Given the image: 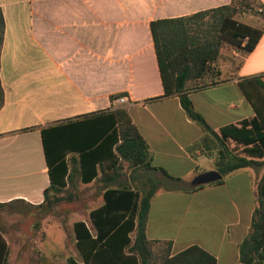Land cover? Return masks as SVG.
Segmentation results:
<instances>
[{
	"label": "crops",
	"instance_id": "crops-1",
	"mask_svg": "<svg viewBox=\"0 0 264 264\" xmlns=\"http://www.w3.org/2000/svg\"><path fill=\"white\" fill-rule=\"evenodd\" d=\"M256 1L264 7V0ZM229 2L0 0V203H5L0 209L39 212L37 220L32 217L34 231L19 228L10 234L0 222V264H67L72 253L79 257L72 225L84 221L92 230L87 214L102 204L103 190L143 184L146 171L107 154L114 153L115 125L106 116L115 108L126 109L148 146L151 165L187 183L196 173L214 169L215 149L201 143L202 126L186 117L177 96L150 99L162 88L148 22ZM231 56L218 61L217 83L188 92L193 109L213 130L253 115L237 81L264 73V28L239 63L233 62L234 50ZM116 96L124 102H115ZM102 141L96 176L83 183L79 154ZM59 161L63 176L54 171ZM255 168L233 170L221 183L193 191L157 188L144 228L152 253L168 246L170 256L196 244L215 257V264H240L237 244L248 231L262 172ZM50 172L62 177L58 190L49 186ZM86 187L93 191L85 192ZM44 190L49 210H44ZM57 201L63 215L51 218Z\"/></svg>",
	"mask_w": 264,
	"mask_h": 264
},
{
	"label": "trees",
	"instance_id": "trees-1",
	"mask_svg": "<svg viewBox=\"0 0 264 264\" xmlns=\"http://www.w3.org/2000/svg\"><path fill=\"white\" fill-rule=\"evenodd\" d=\"M247 0H230L228 4L200 10L187 15L152 19L148 28L162 88V99L176 95L187 118L202 126L205 134L201 143L215 149L213 168L222 176L244 167H262L257 182V203L252 210L248 231L237 244L240 264H264V73L238 79L237 85L253 110V115L236 124H226L213 130L192 107L188 92L218 82L217 63L223 44L243 53L250 52L264 28V7L258 3L260 26L237 21L233 15L238 4ZM248 7V6H247ZM250 8V7H249ZM110 98H113L111 96ZM107 121L115 125L111 132V159L125 161L128 166L148 173L137 189L128 186L107 187L102 192V204L88 211L92 230L84 221L72 225L75 247L80 261L68 257L67 264H215V257L196 244L168 255V246L159 252L150 250L144 228L149 201L157 188L173 191H193L202 185L190 186L171 176L162 167L150 163L148 146L123 107L108 112ZM45 147V136L42 131ZM240 145L242 155L233 153L226 143ZM101 142L95 148L79 154V180L88 183L96 176L95 165L100 162ZM54 171L65 173L59 161ZM50 188L58 190L62 177L49 174ZM222 179L213 183L219 184ZM44 210L51 208L43 192ZM5 203H0L4 206ZM43 204H40L42 206ZM133 232V237L130 233ZM166 244L169 245L167 242ZM7 254V245H5Z\"/></svg>",
	"mask_w": 264,
	"mask_h": 264
},
{
	"label": "rangeland",
	"instance_id": "rangeland-1",
	"mask_svg": "<svg viewBox=\"0 0 264 264\" xmlns=\"http://www.w3.org/2000/svg\"><path fill=\"white\" fill-rule=\"evenodd\" d=\"M247 6L244 4H238L237 5V11L233 15V17L240 22L246 23L251 26H260L262 23V20L260 18V15L258 14V4L256 0H247L246 1ZM250 7V8H249ZM234 50L238 56H236L235 59H233L234 64L239 63L240 61V56H242L244 53L242 51L235 50L232 46L228 44H223L222 47L220 48L221 51V61L225 59H231V51ZM221 64V63H220ZM218 65V63H217ZM222 70L224 71V66L222 65ZM226 146L228 149H230L233 153L242 155L243 152L241 150L240 145H235L233 142L228 141L226 143ZM215 152V151H214ZM255 171L257 174L262 171V167H256ZM197 174V173H196ZM193 176V175H192ZM189 178V177H188ZM185 185H189V183L185 182ZM94 186V185H93ZM85 192L90 190L92 192V187H86ZM95 198V197H94ZM95 204V203H93ZM64 208L62 207V203L60 201H57L54 203L53 206V212H51V218H60L63 215ZM86 211V209H85ZM39 212L37 210H28V209H23V208H18L16 206H11V207H4L0 209V222L6 229L10 231V234H12V231L14 229H19L21 228V231L23 232H28L34 231V227L32 226V217H35L36 220L38 218ZM65 232L68 233V229L65 228ZM28 245L25 243L24 248H27ZM70 248H73V244H70ZM8 252L9 254L12 252V238L10 237L8 239ZM74 258L79 260V257L77 254L72 253ZM6 264H9L8 262Z\"/></svg>",
	"mask_w": 264,
	"mask_h": 264
},
{
	"label": "water",
	"instance_id": "water-1",
	"mask_svg": "<svg viewBox=\"0 0 264 264\" xmlns=\"http://www.w3.org/2000/svg\"><path fill=\"white\" fill-rule=\"evenodd\" d=\"M222 175L216 169H207L195 174L189 181L190 186L211 183L221 179Z\"/></svg>",
	"mask_w": 264,
	"mask_h": 264
},
{
	"label": "built area",
	"instance_id": "built-area-1",
	"mask_svg": "<svg viewBox=\"0 0 264 264\" xmlns=\"http://www.w3.org/2000/svg\"><path fill=\"white\" fill-rule=\"evenodd\" d=\"M114 101L117 103H123L124 102V97L123 96H116L114 98Z\"/></svg>",
	"mask_w": 264,
	"mask_h": 264
}]
</instances>
